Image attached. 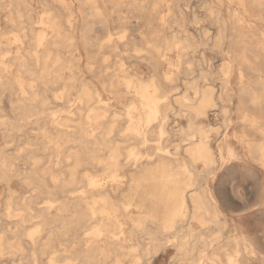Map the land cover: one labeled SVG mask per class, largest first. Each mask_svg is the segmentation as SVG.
Returning <instances> with one entry per match:
<instances>
[{
    "label": "bare ground",
    "instance_id": "1",
    "mask_svg": "<svg viewBox=\"0 0 264 264\" xmlns=\"http://www.w3.org/2000/svg\"><path fill=\"white\" fill-rule=\"evenodd\" d=\"M0 136V264H264V0H0Z\"/></svg>",
    "mask_w": 264,
    "mask_h": 264
},
{
    "label": "rangeland",
    "instance_id": "2",
    "mask_svg": "<svg viewBox=\"0 0 264 264\" xmlns=\"http://www.w3.org/2000/svg\"><path fill=\"white\" fill-rule=\"evenodd\" d=\"M35 5H36V3H34ZM210 30H211V32H214L215 31V29H214V27L211 25L210 26ZM207 56L210 58V60H211V62L215 65V66H217V64L220 62V59H219V57L216 55V54H214V53H212V52H208L207 53ZM216 60V61H215ZM83 69L85 70L86 68H85V60H83ZM138 72L141 74V75H143V76H147V74H148V70L145 68V66H142V65H139L138 66ZM249 76H250V74H249ZM214 82V83H213ZM213 84V85H212ZM211 86L213 87V89H214V86H215V89H214V91H217L218 89H219V80H217V79H214V80H212L211 81ZM180 90H181V87H180ZM2 106H3V108L5 109V111L7 112V113H9L10 111H9V106H8V102H7V99L6 98H4V100H3V102H2ZM232 114H233V116H234V110H233V112H232ZM181 122H184V120H181ZM209 123L210 125H212V126H214L215 128H217V133H214V134H212V138L214 137H219V136H221L223 133H225V132H227V133H231L232 131H233V129H234V126H235V122H236V119L235 118H233V121L227 126V127H224L222 124H221V117L220 116H214V115H212L211 113L209 114V117H208V119L206 120V123ZM207 123V124H208ZM223 126V127H222ZM222 129V130H221ZM236 129H239V128H237L236 127ZM220 130V131H219ZM4 144V141H3V139L1 138V136H0V147L2 146ZM12 147V148H11ZM13 145L12 144H9L8 145V148H9V151H11L12 149H13ZM238 175H239V177H238ZM235 177H237V178H235ZM240 178V179H239ZM219 179V180H218ZM226 179H228V180H226ZM244 179V180H243ZM246 179V180H245ZM236 180H238V181H236ZM226 181V182H225ZM232 183H231V182ZM216 182H221V183H223V185L222 184H219V186H224V187H220L221 189L220 190H225V191H227V193H228V195H229V197H231L237 204H236V207L235 208H242V206H243V199H246V198H248L249 196V199L252 201V199H253V197L252 196H254L253 194H254V192H253V188H252V186L251 185H249V180H248V178L247 177H245L243 174H241V173H238L237 175H235V176H229V177H220V178H217L216 179ZM246 182V183H245ZM239 183V184H238ZM247 183H248V186L249 187H247ZM210 184H211V182H210ZM236 184H237V186H236ZM227 185V186H226ZM238 185L240 186V187H238ZM12 186H13V188L14 189H16L18 192H23V187L18 183V181L15 179L13 182H12ZM242 186V187H241ZM250 186H251V188H250ZM238 187V188H237ZM247 187V188H246ZM224 188V189H223ZM229 188V189H228ZM250 188V189H249ZM4 189V190H3ZM249 189V190H248ZM247 190V191H246ZM233 191V192H232ZM249 191H250V194H248L249 193ZM6 192V190H5V188H4V186L2 185V184H0V215H1V213H2V209H3V203H4V199L7 197L6 195H7V192ZM3 193V194H2ZM233 193V194H232ZM231 194H232V196H231ZM238 196V197H237ZM241 198H240V197ZM248 196V197H247ZM240 198V199H239ZM238 201H237V200ZM242 200V201H241ZM3 201V202H2ZM240 203H241V205H240ZM238 210V209H237ZM243 210V209H242ZM247 212H246V211ZM236 213V214H235ZM243 213H245V214H243ZM235 214V215H234ZM241 214V215H240ZM231 215L232 216H236V215H240V218L243 220L242 222L251 230H258V229H261L263 226H264V220L262 221V220H260L258 217H256V218H253L252 217V215H250V213H249V209H244L243 210V212L241 211V209L240 210H238V211H236V212H234L233 214L231 213ZM250 218H249V217ZM248 217V218H247ZM245 220H246V222H245ZM248 220V221H247ZM250 220V221H249ZM259 221V222H258ZM259 223V224H258ZM263 223V225H262V227H261V224ZM251 224V225H250ZM264 247V245H262V247H261V250L262 249H264L263 248ZM263 251V250H262ZM173 252H174V250L173 249H168V252H167V254H164V255H160L158 258H157V260L155 261V263H153V264H169L170 262H171V256H172V254H173ZM264 252V251H263ZM8 255H4V256H2V257H0L1 259H3V260H5L6 262L8 261ZM170 258V259H169Z\"/></svg>",
    "mask_w": 264,
    "mask_h": 264
}]
</instances>
